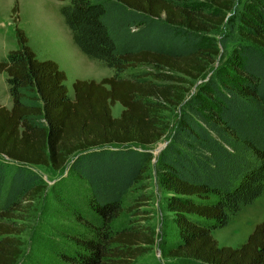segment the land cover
<instances>
[{"label": "trees", "instance_id": "1", "mask_svg": "<svg viewBox=\"0 0 264 264\" xmlns=\"http://www.w3.org/2000/svg\"><path fill=\"white\" fill-rule=\"evenodd\" d=\"M235 1L70 0L61 14L75 44L115 70L76 79L73 96L65 72L39 60L15 26L18 47L0 60L12 98L11 108L0 105V264L17 262V220L46 188L33 166L68 167L84 184L71 210L83 230L55 253L56 264H130L144 254L155 242L146 215L112 224L125 211L144 212L147 148L167 133L162 112L170 106L179 114L157 158L179 235L167 256L264 264V220L238 247L219 245L209 227L226 225L229 213L264 193V0H242L231 23ZM16 12L14 1V21ZM228 25L220 42L231 45L207 73L220 52L212 34ZM139 65L151 70L118 75ZM135 185L143 193L125 208Z\"/></svg>", "mask_w": 264, "mask_h": 264}, {"label": "rangeland", "instance_id": "2", "mask_svg": "<svg viewBox=\"0 0 264 264\" xmlns=\"http://www.w3.org/2000/svg\"><path fill=\"white\" fill-rule=\"evenodd\" d=\"M17 4L16 21L11 16V8ZM70 0H0V60L6 54L18 47L15 37V26L21 28L27 37V45L39 60L52 59L66 74L67 92L73 96L72 84L76 79H93L99 81L110 77L115 70L102 61L90 58L80 51L75 44L69 28L66 26L61 8ZM242 0H236L234 9L230 12V22L234 21V12L240 7ZM231 35L230 26L214 31L212 37L219 39V54L215 63L207 73L221 63L231 43L224 48L221 40ZM151 70L147 65H139L133 69L118 73L125 77L130 72H145ZM209 75V74H207ZM199 80L191 88L193 92ZM0 105L11 107L12 98L6 82V75L0 73ZM122 108L120 103L112 107V114L118 116ZM179 106H170L164 110L163 118L169 123L167 133L147 149L153 158L150 161L145 192L149 194L147 205H141L144 212L134 214L125 211L115 219L114 228L123 226L134 218L147 216L144 222L155 231L154 244L130 264H202L192 260H182L167 256V249L178 239V229L174 222V213L167 207L169 192L160 182L161 170L158 165L159 147L168 142L170 129L177 120ZM118 110V111H117ZM46 183L45 190L34 200L23 219H18L22 226L20 234L22 241L21 254L15 264H56V252L70 243L71 234L83 230V224L76 221L72 214V204L79 200L84 190V184L68 167L61 172H55L42 166H33ZM143 193V188L133 186L123 199L124 207H128ZM79 202V201H78ZM147 210V212H145ZM264 220V193L252 203L241 205L236 212L229 213V221L222 227L209 224L212 236L221 246L238 247L244 243L254 226ZM143 222V220H142Z\"/></svg>", "mask_w": 264, "mask_h": 264}, {"label": "water", "instance_id": "3", "mask_svg": "<svg viewBox=\"0 0 264 264\" xmlns=\"http://www.w3.org/2000/svg\"><path fill=\"white\" fill-rule=\"evenodd\" d=\"M167 142L163 143L160 147H159V150L160 151L161 149H163L165 146H166Z\"/></svg>", "mask_w": 264, "mask_h": 264}, {"label": "crops", "instance_id": "4", "mask_svg": "<svg viewBox=\"0 0 264 264\" xmlns=\"http://www.w3.org/2000/svg\"><path fill=\"white\" fill-rule=\"evenodd\" d=\"M12 106V105H11ZM8 108V107H7ZM9 108H11V107H9ZM8 108V109H9ZM122 109H123V107L119 110L120 112L122 111ZM111 111H112V108H111ZM118 111V110H117ZM120 112L118 113V116H119V114H120ZM113 115V114H112ZM114 116V115H113ZM115 117H117V116H115Z\"/></svg>", "mask_w": 264, "mask_h": 264}]
</instances>
